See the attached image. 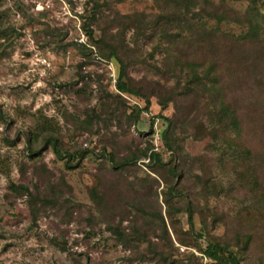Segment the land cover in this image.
<instances>
[{
  "label": "rangeland",
  "instance_id": "1",
  "mask_svg": "<svg viewBox=\"0 0 264 264\" xmlns=\"http://www.w3.org/2000/svg\"><path fill=\"white\" fill-rule=\"evenodd\" d=\"M263 42L264 0H0V264H264Z\"/></svg>",
  "mask_w": 264,
  "mask_h": 264
},
{
  "label": "trees",
  "instance_id": "2",
  "mask_svg": "<svg viewBox=\"0 0 264 264\" xmlns=\"http://www.w3.org/2000/svg\"><path fill=\"white\" fill-rule=\"evenodd\" d=\"M84 27H85V30H86L87 34L89 35L90 39H92V30L89 27L85 26V24H84ZM262 44H264V42ZM80 46L82 48H85L87 46V44L86 43H81ZM111 51L113 53H115L114 48H112ZM115 57H116V53H115ZM120 66L121 67H120V71L118 73V77H117V80H116V86H117L118 90L121 91V92H130L126 88L125 83L122 81L123 66L122 65H120ZM148 104L149 103L146 102V105L143 108H137L136 114H135V117H134L135 120L137 119V116L143 110L147 109ZM218 105H219V108H220V112L222 113L221 117L235 116V114H236L235 108H234V106L231 103L221 101ZM154 120L155 119L153 117L150 119L151 125H153ZM165 121H166V123H168L169 119L165 118ZM233 124L236 125V121L235 120L233 121ZM41 127H43V126H41ZM36 134H37V132H36ZM160 137L164 141L165 145L169 148V150H172V148H171L172 146L169 143L170 140H169L166 128L162 130ZM35 140H37V138H35ZM48 142H50V144L52 146V149L56 153L60 152L59 149L56 146V139L54 138V136L50 135L48 137ZM144 155H145V158L148 159V164L152 163V162H164L163 159H162V156L158 152L153 151V149H151V152L148 155H146V154H144ZM67 157L73 158V156L70 153H67ZM75 157H76V155H75ZM108 158L110 160H112L110 155H108ZM135 158L136 157H134V159ZM186 210H187V216H188L189 225H190V228L192 230L193 227H194L193 213H192L191 207L188 204H187ZM164 232H165V229H164ZM173 234H174L175 238L178 240V236L176 235V233L173 232ZM195 236H196V238L198 240H201V238H203V234L201 232L200 233H196ZM247 239H248V241L250 240L249 237H247ZM200 253H202V255L205 258H207L208 260H210L214 264H241L237 254L228 245L220 244L219 242H215V241H212V240H209V239L204 241V245L202 246V248H200Z\"/></svg>",
  "mask_w": 264,
  "mask_h": 264
},
{
  "label": "built area",
  "instance_id": "3",
  "mask_svg": "<svg viewBox=\"0 0 264 264\" xmlns=\"http://www.w3.org/2000/svg\"><path fill=\"white\" fill-rule=\"evenodd\" d=\"M157 139H158V137H157ZM156 145H157V144H155V146H156ZM153 150H154V151H157V148L155 147ZM143 161L146 162V163H148V159H143Z\"/></svg>",
  "mask_w": 264,
  "mask_h": 264
}]
</instances>
